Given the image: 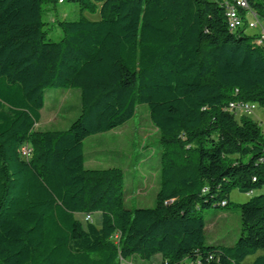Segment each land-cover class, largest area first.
<instances>
[{"label": "trees", "instance_id": "16d2710c", "mask_svg": "<svg viewBox=\"0 0 264 264\" xmlns=\"http://www.w3.org/2000/svg\"><path fill=\"white\" fill-rule=\"evenodd\" d=\"M65 2L79 16L56 12L49 32L44 16ZM248 3L264 19V0ZM225 12L224 0H0V264H264V129L229 109L264 107V46ZM51 87L78 90L81 111L39 130ZM139 104L159 132L153 207L126 205L121 168L85 165V140ZM234 189L251 195L239 238L207 243L204 209L229 208Z\"/></svg>", "mask_w": 264, "mask_h": 264}, {"label": "rangeland", "instance_id": "374dc122", "mask_svg": "<svg viewBox=\"0 0 264 264\" xmlns=\"http://www.w3.org/2000/svg\"><path fill=\"white\" fill-rule=\"evenodd\" d=\"M77 11V12H76ZM56 12L62 18L79 16L77 6L72 2L58 4L57 10H51L44 16L48 24L45 29L54 31L53 23ZM90 19H99L100 14L85 12ZM248 29V33L253 32ZM62 32L58 31L57 35ZM57 93V96L55 95ZM47 99L42 109V118L37 125L39 130L66 129L79 116L81 111L80 93L76 89L51 87L46 90ZM257 105L250 115L264 129V107ZM242 115H238L241 117ZM159 132L153 125L146 104H139L135 115L125 124L108 132L94 134L85 140L86 167H119L124 172L125 202L127 206L153 207L160 188V145ZM264 194V187L256 189L253 195ZM251 195L237 189L231 192L229 208L215 205L204 209L206 219L205 235L207 243L225 241L233 244L240 235V211L236 206L246 202ZM256 255H250L244 261L248 264ZM161 255L151 260H143L134 255L121 264H161Z\"/></svg>", "mask_w": 264, "mask_h": 264}, {"label": "built area", "instance_id": "2783aa9c", "mask_svg": "<svg viewBox=\"0 0 264 264\" xmlns=\"http://www.w3.org/2000/svg\"><path fill=\"white\" fill-rule=\"evenodd\" d=\"M227 2V11L230 12L233 20L237 22V30L244 28L245 26L250 29H259L255 40L264 42V19H259L258 16L252 15L248 7L241 3V0H225ZM244 12L246 16H251L252 19L246 21L244 18ZM257 108L256 103L246 101H234L229 105V109L238 115L250 116ZM29 150L23 149L24 155H27ZM88 218H90L88 216Z\"/></svg>", "mask_w": 264, "mask_h": 264}, {"label": "bare ground", "instance_id": "6f19581e", "mask_svg": "<svg viewBox=\"0 0 264 264\" xmlns=\"http://www.w3.org/2000/svg\"><path fill=\"white\" fill-rule=\"evenodd\" d=\"M241 3L244 4L245 6L248 7L249 9V3H248V0H241ZM224 6L226 8V18H227V23L229 25V28L230 29H233V30H237V22L233 20L232 16H230V12L227 11V2L224 0ZM256 44L258 45H261V46H264V42L262 41H257V40H254Z\"/></svg>", "mask_w": 264, "mask_h": 264}, {"label": "crops", "instance_id": "0c3cea01", "mask_svg": "<svg viewBox=\"0 0 264 264\" xmlns=\"http://www.w3.org/2000/svg\"><path fill=\"white\" fill-rule=\"evenodd\" d=\"M249 11H251V10H249ZM251 14L252 15H256V13L254 12V11H251ZM257 16V15H256ZM249 18H251L250 16H249ZM254 31L253 32H251V34H256V33H258V31H259V29H253ZM55 95L57 96V93H55ZM248 195V194H247ZM218 241V240H217ZM219 241H221V240H219ZM161 263H162V260H161Z\"/></svg>", "mask_w": 264, "mask_h": 264}]
</instances>
